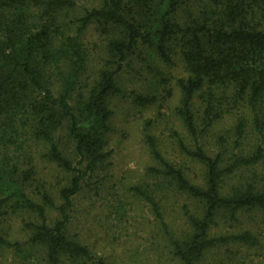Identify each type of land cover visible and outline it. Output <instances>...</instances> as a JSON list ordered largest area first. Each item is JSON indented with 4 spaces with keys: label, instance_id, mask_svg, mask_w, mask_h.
Masks as SVG:
<instances>
[{
    "label": "trees",
    "instance_id": "1",
    "mask_svg": "<svg viewBox=\"0 0 264 264\" xmlns=\"http://www.w3.org/2000/svg\"><path fill=\"white\" fill-rule=\"evenodd\" d=\"M91 4L0 0V264L25 243L41 250L44 264H108L89 239L100 232L96 202L108 192L107 237L121 238L126 218L110 217L130 199L149 208L152 249L159 243L172 264H264V242L243 223L256 213L264 232V0ZM89 27L105 56L92 77ZM155 61L180 70L173 86ZM136 62L154 72L165 94L130 92L133 102L161 108L175 89L183 134L171 129L175 156L145 128L146 179L113 191L90 180L111 164L113 101L127 94L117 79ZM35 149L67 176L65 184L54 187L37 172ZM85 189L96 197L85 212L95 225L86 237L75 216ZM169 207L182 213L181 231L167 220ZM18 212L28 217L20 221L23 244L7 230ZM140 246L129 251L132 263L144 254Z\"/></svg>",
    "mask_w": 264,
    "mask_h": 264
},
{
    "label": "rangeland",
    "instance_id": "2",
    "mask_svg": "<svg viewBox=\"0 0 264 264\" xmlns=\"http://www.w3.org/2000/svg\"><path fill=\"white\" fill-rule=\"evenodd\" d=\"M76 1L80 5L90 6L92 5L91 3L93 5L98 3L99 0ZM84 41L87 43L92 54V59L89 64L92 73L89 76L92 77L96 72V68L100 65L102 66L104 63L105 56L102 52L104 42L99 39L98 34L91 27L87 29ZM157 65L163 71L164 75L166 74L171 78L170 83L173 86L174 78L181 74L180 70L178 68L162 66L157 61L152 62L153 67ZM123 72V75L117 80L127 91V94L113 101V114L109 120L111 131L107 136V140L108 148L113 151L110 159L111 164L107 171L100 172L90 180L91 185H100L101 182L104 188H109L113 191L122 185L134 184L146 179L145 167L150 164V160L146 146L143 143L145 128L159 141L161 147L172 149L171 155L175 156L177 152L174 143L172 144V138L170 139L171 129L183 134V128L173 113V106H175L177 100V91L174 89L172 96L162 101L163 105L161 108L158 104L147 107L139 106L133 102L131 94H129L130 92L139 94L149 93L162 97L165 94V87L160 84L154 72L149 70L142 62H136L133 69H123ZM148 123L149 126L147 125ZM62 147L64 153L70 157V144L66 141L62 144ZM36 150L38 151L36 152ZM40 150L35 149L31 153L33 157L32 162L37 172L50 180L54 187L65 184L67 182V176L53 162L48 161L42 156V150ZM25 165L27 166V163L23 166ZM194 168L196 169V167ZM87 190L85 189L75 199V216L78 229L82 232V236L85 237L90 232H93L91 229L95 227L91 223L92 217L85 214V212L92 211L90 204L93 201H90V199L96 197H91L93 191L87 193ZM108 194V199L102 198V201L101 199H97L96 204L98 206L96 207V211H98V215L96 218L99 224L97 222L95 224L100 225L101 228L98 227L100 231L98 234L95 233L89 237L90 241H93L98 247L97 254L103 256V260L108 259V264H172L169 257H167L161 246H159V243L157 247L152 249V246L156 243L153 242L155 241L153 235L156 231L155 225L151 223L153 215L149 211V208L143 206L139 201L126 199L129 201L125 200L124 205L118 204V211L114 212L110 217L112 219L115 215L116 217L123 216V218H126L124 220L125 222H122V227L125 226L127 228L121 233V238H117L118 235H109L108 237L103 235L105 231L103 225L109 220L106 217V213L102 210H105V205H109L110 201L113 200L112 193L108 192ZM130 201L135 202L130 203ZM100 202L102 203L101 205H99ZM166 216L167 220L177 231H181L185 227L182 213L174 207L167 209ZM51 217H53V214H51ZM23 218L27 219L28 217L23 212L15 213L10 218L11 220L7 228V230L10 229L11 231L13 241L22 244L26 242L28 236L25 229L23 230L21 228L20 221ZM255 218H257L256 213L247 215L245 219L243 218V223L251 228L255 234L259 235V239L264 242V232L257 226L258 221L255 222ZM149 220H151L150 223H148ZM157 241H159V238H157ZM140 244L141 246L138 251L141 254L144 252V254L141 255L140 262L132 263L128 256L129 251L136 250ZM11 250L5 253L6 259H3L2 264H44L41 260V250L32 248L26 243L22 246L21 252ZM25 251H27L26 254L28 256L25 255L26 257H23ZM253 252L254 250H251V253Z\"/></svg>",
    "mask_w": 264,
    "mask_h": 264
}]
</instances>
